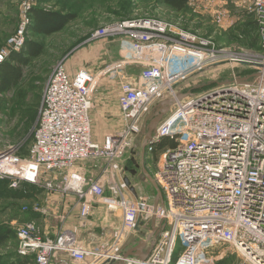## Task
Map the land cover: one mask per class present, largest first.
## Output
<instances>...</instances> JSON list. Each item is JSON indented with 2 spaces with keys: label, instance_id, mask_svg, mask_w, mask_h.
I'll return each mask as SVG.
<instances>
[{
  "label": "built area",
  "instance_id": "2783aa9c",
  "mask_svg": "<svg viewBox=\"0 0 264 264\" xmlns=\"http://www.w3.org/2000/svg\"><path fill=\"white\" fill-rule=\"evenodd\" d=\"M36 1L23 0L24 25ZM229 1L193 3L210 9L217 26L226 30L234 29V20L220 4ZM244 2L242 12L252 17L264 50V0ZM24 25L0 51V67L24 47ZM91 36L119 37V58L96 71L81 66L72 73L63 62L54 65L27 157L12 146L0 149V180L9 179L18 189L29 184L75 194L82 224L93 202L119 210L120 223L110 244L89 247L66 230L43 237L37 223L28 220L16 228L17 252L35 255V264H50L61 252L77 264H217L225 258L235 259L233 264H264V59L250 52L236 58L211 36L150 17L112 22ZM224 62L254 68L245 74L232 70L228 80L199 91L177 89L192 74ZM129 66L137 67L135 74L125 73ZM106 76L118 80L125 125L98 142L91 135L90 109L93 92ZM165 99L172 100L170 109L143 148L148 155L159 152L153 179L162 201L154 204L128 197L124 154L137 140L143 119ZM164 139L174 144L160 149ZM150 219L163 228L148 254L143 259L125 255V240L137 232L138 222Z\"/></svg>",
  "mask_w": 264,
  "mask_h": 264
},
{
  "label": "rangeland",
  "instance_id": "374dc122",
  "mask_svg": "<svg viewBox=\"0 0 264 264\" xmlns=\"http://www.w3.org/2000/svg\"><path fill=\"white\" fill-rule=\"evenodd\" d=\"M186 1L181 10H174L163 0H37L27 14L28 25H24L25 20L21 19L23 0H0V51L8 47L9 38L16 35L23 25L25 26L24 45L40 43L43 48L41 54L30 59L23 66L20 82L10 90L0 92V149L12 146L20 157H27L33 130L38 120L42 91L54 65L59 62L65 64L73 62L81 64L88 70L96 71L119 58V37L110 39L91 36L93 30L112 22L133 17L155 18L211 36L230 49L236 58L250 52L254 54L252 56L254 59H264L262 42L257 27L256 30L253 28L254 22L250 15L237 12L235 4L231 2L220 4V9L229 11V17L234 18V29L222 30L217 26L215 15L210 9L196 5L193 0ZM35 9L63 17L72 15V18L57 32L36 35L30 26ZM236 13L241 14V18L244 16L238 25H236ZM236 32H239L242 38H238ZM249 66L239 62L208 66L192 74L179 84L177 89L181 92L190 88L199 91L201 86L228 80L232 70L236 74L252 71L254 65ZM136 71L137 67L129 66L125 73L131 75ZM118 89L117 78L106 76L97 84L93 92L90 115L92 131L98 138L116 133L125 125V120L116 104ZM128 155L135 156L136 161L142 156L143 162L148 163L147 168L145 167L146 172L152 179L154 178L155 164L159 158L158 151L148 155L143 152L139 144L133 145L131 150H126L124 156ZM126 165L130 170H134V174L126 175L134 186V193L129 188L128 194L145 197L149 202L155 201L156 190L141 167L136 168L130 161ZM10 183L9 179L0 180V235L5 234L0 237V264H35V255H20L17 252L16 228L30 220L28 214L32 206L37 205L41 208V198L36 199L34 193L30 196L23 190L20 193L18 188L11 187ZM23 187L25 185H21V189ZM39 187L34 189L37 190ZM37 196L40 197V194L38 193ZM234 262L233 258L230 260L225 258L217 264Z\"/></svg>",
  "mask_w": 264,
  "mask_h": 264
},
{
  "label": "crops",
  "instance_id": "0c3cea01",
  "mask_svg": "<svg viewBox=\"0 0 264 264\" xmlns=\"http://www.w3.org/2000/svg\"><path fill=\"white\" fill-rule=\"evenodd\" d=\"M233 1L230 0L229 2L233 3ZM244 3H245L244 0H236L235 4H236L237 12L240 11L242 12L241 7ZM241 19H243V16L241 18V14L238 15V13H236V24H239ZM36 35H44V34H36ZM12 64L20 69L21 78H22V68L26 64H21L18 62H12ZM81 66H82L81 64H77L73 62L71 64L66 63V67L72 73L75 72ZM103 79L104 78H102L100 81H102ZM116 104L119 110L117 98H116ZM91 135L94 141H98V142L103 141L104 138L103 136L98 138L94 135L92 131V118H91ZM145 138H146L145 133L141 131L137 137V140L134 142L133 145L140 144L143 149L142 145L145 142ZM131 149L132 147L128 150ZM134 158L135 156L133 155L126 156V164L128 161H130L133 163L134 166H136V168L141 167L144 173L145 167L147 168L148 163L145 164L143 162V159H141L142 156L139 159L137 158L138 159L137 161ZM126 164H125L126 170L124 171L123 175L126 176L127 173L134 174V170H130V168H128L129 166H127ZM84 165L88 167L87 170L91 169V164H89V162L85 163ZM93 174L94 176H97L99 174V171L94 170ZM130 185L131 188L134 189V186L132 185L131 181H130ZM36 187L37 186L27 184L25 185V187H23V189H21L20 187L18 191L21 193V191L23 190L24 193H29L30 196H33L34 193L36 199L41 198V205H40L41 211L34 212L30 210L28 216L30 220H34L38 224L40 228V232L42 233L43 237L54 238L59 232L66 230L73 232L76 235V237L82 239V241L89 247L96 245H108L113 241L115 232L121 220V212L119 210L111 211L107 209V207L104 204L100 202H93L90 215L88 216V220L85 221L84 224H82L78 220L80 201L78 200V197L75 194L62 193L59 190L42 188V187H39L37 188V190H35L34 188ZM38 193L40 194V197L37 196ZM106 193L109 194V191L106 190ZM135 195L136 194H133V196L128 195V197L133 198ZM152 203L154 204L160 203V200H157L156 198L155 201H153ZM162 228H163V224L158 220L150 219L148 221H143V223L139 224V229L137 230V232L134 233L132 239L130 240L126 239L125 242L123 243V253L125 255L136 256L139 258L143 256L145 257L150 251L151 244L153 243L154 238L157 235H159ZM112 263L123 264L119 262H112ZM50 264H77V263L71 260V258L68 257L67 254L61 252L58 253L52 259Z\"/></svg>",
  "mask_w": 264,
  "mask_h": 264
},
{
  "label": "trees",
  "instance_id": "16d2710c",
  "mask_svg": "<svg viewBox=\"0 0 264 264\" xmlns=\"http://www.w3.org/2000/svg\"><path fill=\"white\" fill-rule=\"evenodd\" d=\"M164 3L174 10H181L186 0H163ZM31 28L35 34L48 35L53 32L59 31L63 26L72 18V15L61 16L58 14L53 15L49 11L37 10L33 11ZM25 46V45H24ZM42 52V45L39 43L26 44L25 47L19 52H11L7 61L0 67V92L8 91L13 88L21 80L20 69L12 64L18 62L27 64L30 59L38 56ZM174 143L169 139H164L158 146L160 149L172 146ZM5 236L0 235V237Z\"/></svg>",
  "mask_w": 264,
  "mask_h": 264
},
{
  "label": "water",
  "instance_id": "95a60500",
  "mask_svg": "<svg viewBox=\"0 0 264 264\" xmlns=\"http://www.w3.org/2000/svg\"><path fill=\"white\" fill-rule=\"evenodd\" d=\"M171 104H172V100H170V99H165V100L159 102L155 107H153V109L143 119L141 131L144 132L145 136H146L145 142L142 145L143 148L145 147L147 139L154 132L158 122L169 111ZM144 173H145V175L147 176V178L149 179V181L152 183L153 187L156 190V198H157V200L162 201V195H161V192H160L156 182L154 181V179H152L149 176V174L146 172V170H144ZM124 182L126 184H130V181H129L128 177H124ZM131 189L134 191L133 188H131ZM138 229H139V222L137 223V226H136V230H138ZM132 237H133V235H129L127 240L132 239ZM143 258H144V256L141 257V259H143ZM107 264H113V263L112 262H108Z\"/></svg>",
  "mask_w": 264,
  "mask_h": 264
}]
</instances>
